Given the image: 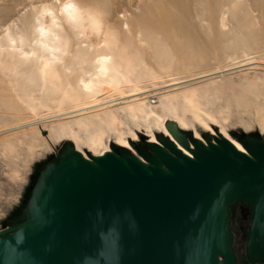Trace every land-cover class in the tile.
I'll list each match as a JSON object with an SVG mask.
<instances>
[{
  "label": "rangeland",
  "instance_id": "374dc122",
  "mask_svg": "<svg viewBox=\"0 0 264 264\" xmlns=\"http://www.w3.org/2000/svg\"><path fill=\"white\" fill-rule=\"evenodd\" d=\"M67 2L97 26L79 27L78 43L66 39L60 85L36 57L19 58L41 54L36 39H19L34 36L41 5ZM91 41L97 54L137 64L126 84L75 94L91 68L79 47ZM168 122L191 147L190 135H224L244 149V135L264 138V0H0V229L19 221L38 170L67 146L86 158L115 147L140 155L136 144L172 137ZM251 215L249 202L230 206L233 247L239 264H264L245 256Z\"/></svg>",
  "mask_w": 264,
  "mask_h": 264
},
{
  "label": "water",
  "instance_id": "95a60500",
  "mask_svg": "<svg viewBox=\"0 0 264 264\" xmlns=\"http://www.w3.org/2000/svg\"><path fill=\"white\" fill-rule=\"evenodd\" d=\"M166 126L172 137L136 144L141 156L69 145L43 163L19 221L0 229V264H239L236 201L252 208L246 259L264 261V138H239L247 154L224 135H190L191 147Z\"/></svg>",
  "mask_w": 264,
  "mask_h": 264
},
{
  "label": "bare ground",
  "instance_id": "6f19581e",
  "mask_svg": "<svg viewBox=\"0 0 264 264\" xmlns=\"http://www.w3.org/2000/svg\"><path fill=\"white\" fill-rule=\"evenodd\" d=\"M254 6H257V3H253L251 7ZM37 17L38 21L33 30L34 36L31 37L30 41H28V39L26 40V38L19 40L24 43L26 42L25 44L31 45V41L36 39V46L41 54L36 56L35 50L32 49L30 54L29 52L22 51L21 53L23 56H20L19 58L30 60L33 57H36L37 67L40 74L43 77H49L55 83H61L60 85H62L67 76L65 68L60 65L59 60L61 59L60 56L65 52V46L67 43L66 39L70 42L76 41V43H78V34L80 33L77 32V29L83 26V24H95L94 27L97 26V24L92 21L91 16L72 2L62 3L60 6L43 4L37 10ZM219 18L221 24L224 25L222 23L224 20V13H220ZM159 28L162 29L163 26L160 24ZM91 42L92 43L87 44L84 49L80 48L81 46L79 47V50L84 53L87 61H89L91 68L90 71L88 70L87 72L88 75L82 77L78 81V85H76L73 90L75 94L88 96L96 95L105 91L107 87H114L122 83L126 84L130 79V73H133L137 64L129 67L125 65L122 58H116L114 55L109 56L107 54H97L96 51L99 47L97 44L94 45L95 43L93 41ZM14 48L18 50L17 45H14ZM64 92H66V90ZM228 139L233 142L239 150L248 154V151L239 143L231 138ZM205 144L207 145V143ZM176 145L184 153L193 157L191 151L186 148H181L177 143Z\"/></svg>",
  "mask_w": 264,
  "mask_h": 264
}]
</instances>
